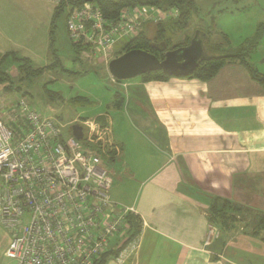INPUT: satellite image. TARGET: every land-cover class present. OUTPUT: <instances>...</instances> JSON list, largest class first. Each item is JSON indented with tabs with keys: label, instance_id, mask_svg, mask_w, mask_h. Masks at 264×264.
Instances as JSON below:
<instances>
[{
	"label": "crops",
	"instance_id": "0c3cea01",
	"mask_svg": "<svg viewBox=\"0 0 264 264\" xmlns=\"http://www.w3.org/2000/svg\"><path fill=\"white\" fill-rule=\"evenodd\" d=\"M21 1H0V50L16 41L15 28L27 25ZM42 17L46 57L44 29L50 30L52 19ZM145 23L143 28L150 20ZM203 34L199 27L201 52H219L210 34ZM258 46L247 62L264 75L255 61ZM16 65H9L10 72ZM116 84L118 97L115 91L106 110L94 111L92 118L111 125L120 153L110 167L109 197L133 207L141 238L128 260L112 257L105 264H264V227L258 225L264 217V87L241 59L227 58L207 81L138 76ZM4 97L0 93V117L8 112ZM218 199L237 206L233 226L209 220ZM10 241L0 224V264H17L6 255Z\"/></svg>",
	"mask_w": 264,
	"mask_h": 264
},
{
	"label": "built area",
	"instance_id": "2783aa9c",
	"mask_svg": "<svg viewBox=\"0 0 264 264\" xmlns=\"http://www.w3.org/2000/svg\"><path fill=\"white\" fill-rule=\"evenodd\" d=\"M146 9L126 7L111 20L84 2L67 11L65 25L73 42L106 52L142 29L150 20ZM17 106L0 117V224L11 238L6 255L17 264H93L109 247L123 245L126 216L134 212L109 197L106 164L120 153L111 125L105 118H77L82 137L70 126L72 136L64 138L58 119L22 99ZM140 238L121 248L117 262L137 250Z\"/></svg>",
	"mask_w": 264,
	"mask_h": 264
},
{
	"label": "rangeland",
	"instance_id": "374dc122",
	"mask_svg": "<svg viewBox=\"0 0 264 264\" xmlns=\"http://www.w3.org/2000/svg\"><path fill=\"white\" fill-rule=\"evenodd\" d=\"M58 1L47 0V3L41 4L39 0H22L21 7L26 14L27 25L19 27V29L15 28L16 36L13 39L16 41L11 42V45L4 43L5 48H2L7 50H0V57L1 52H11L7 59L2 62V69H10L9 65L15 62L11 60L12 56L27 58L34 68L44 67L53 61L56 65L50 69H41L40 74L38 73L28 80L17 81L15 77L13 86L18 87V89L14 88L11 91H6V93L0 91V93L5 95L3 104L8 106L7 110L14 109L21 98L40 114L58 119L63 123L62 136L65 138L72 136L70 126L78 123L77 119H74L78 115H83L84 118H92L96 115L94 111L106 110L108 107L110 96L118 90V84H116L117 80L108 73L107 64L112 58L124 53V44L128 39H122L111 49L100 53L89 49V45L84 46L86 43L77 42L87 50L82 49L76 55L72 46L73 41L69 38V32L65 25L66 16L65 13H62L55 19L53 27V48L60 64L50 55L49 45L47 46L49 54L46 57L43 56V48H41L43 25H41V20L44 17L42 14L50 16L48 19L50 22ZM191 1L194 4L188 27L179 29L180 24L176 21L180 15L179 6L164 7V3H162L161 6H143L147 8L150 23L144 28L142 25V29L139 31L142 30L147 33L149 39L154 40V42L164 43L165 48L170 50L171 47L184 46L192 37L193 31H198L200 27L204 29L205 34L209 33L212 40L216 41L217 48H228L227 53L235 48L246 46L252 39H257L256 36L259 34L258 56H255V61L260 68L264 69V55L259 56L264 51V0ZM138 7H142V5ZM41 10H43L42 14L40 13ZM176 12L177 16H174ZM2 21L3 19L0 20V22ZM159 24L162 27H159ZM158 28H161L162 31L159 32ZM44 30V37H46L49 31L48 26ZM5 33L8 34L9 32L5 31ZM157 34L158 36H156ZM48 40H50L49 36ZM254 47L251 48L250 55H248L252 59L253 55L251 54ZM242 50L246 49L242 48ZM224 53L226 51L221 49L215 55ZM158 55L161 56L162 53L159 52ZM15 68L12 72L9 70L13 76L17 75ZM49 93H54V96L49 97ZM88 101L91 103L84 104ZM113 164L115 163L107 161L106 165L111 167Z\"/></svg>",
	"mask_w": 264,
	"mask_h": 264
},
{
	"label": "trees",
	"instance_id": "16d2710c",
	"mask_svg": "<svg viewBox=\"0 0 264 264\" xmlns=\"http://www.w3.org/2000/svg\"><path fill=\"white\" fill-rule=\"evenodd\" d=\"M84 2L95 3L101 9L103 16L111 20L117 19L121 11L126 7H134V6H141V5L142 6H145V5L161 6L163 5L162 3H164V7L176 5V6H179L180 8L179 19L176 20L178 21V24H180L179 25L180 30L189 26V23L192 17L193 4H194L191 0H170V1L168 0L167 2L166 0H59L57 6L54 9V14L52 17L51 26L49 30L50 32L48 34L49 39H50L49 40L50 55L53 56V58L58 64H60V61L58 59V56L54 52V48H53V42H54L53 27H54L55 19L58 16H60L62 13H65V16H67L66 14L69 9H72L73 7H79ZM158 26L162 27L160 24ZM158 31L161 32L162 29L158 28ZM206 34L208 35L209 33H206ZM156 36H158V34ZM256 37L257 39H252L250 42H248V44H246V46L235 48L229 53H227L229 51L228 48L226 49L222 48V50L226 51V53L219 54V55L214 54V55H211V56H208L202 59L199 62V65L197 66V68L193 71V73L187 75L186 77H193V78H197L202 81H207L217 74V72L223 66V63L225 62L227 58H235V59L240 58L243 65L249 71L251 77L255 79L256 81H258L264 87V75L257 72L247 62V57L248 55H250L251 48L256 46L257 42L259 41V37H260L259 34ZM191 40H192V37L188 39V41L184 44V46L190 43ZM72 46L74 48L76 55L79 54L82 49L87 50V48H84L83 46L81 47L79 44L75 42L72 43ZM124 47H125L124 52L131 50V49H142V50H146L150 53L155 54L159 59L163 58L164 50L169 49V48H165L164 43L160 42L159 44L158 42H154V40L149 39L148 34L144 33L142 30L138 31L135 36L129 38L128 41L125 42ZM175 48L177 47H174V48L171 47L170 49H175ZM242 48H245L246 50H242ZM217 49L221 50L220 48H217ZM159 52L162 53L161 56L158 55ZM10 53L11 52H7L4 55L2 54L0 57V87L2 89H8V90H12L14 88L18 89V87L13 86V79L15 77L17 81H23L25 79L28 80L36 76L38 73L40 74L41 69L42 70L43 68L50 69L56 65V63L53 61L51 64H48L44 67L42 66V67L34 68L30 65L29 60L27 58L25 57L15 58V56H12L11 60H14L15 63H17L16 65L17 75L12 77L9 70H7L6 68L5 69L1 68L2 62L7 59ZM141 77L145 80H151V79L165 80L171 76L165 74L162 70L159 69L154 72L143 74L141 75ZM119 82H122V81H119ZM118 95H119V92L116 91L114 93L115 99L118 97ZM53 96H54V93H49V97H53ZM90 103L91 102L88 101L84 104H90ZM98 120H103V119L101 117H98ZM237 211H238L237 206L232 204V202L230 203L228 200L218 199L214 201V203L211 205V208L209 210V213H210L209 220H211L212 222L216 224H220L221 226L231 227L233 226V223L236 221ZM132 214H128L126 216V223L128 224L129 232L127 234L126 240L123 243V245L122 246L120 245L117 248L114 246L109 247L110 249L101 253L99 256L95 257L93 264H105L109 258H112V257L116 258L121 248L124 247L125 244H127L130 240H133L135 236L140 235L138 226L136 230L134 228L136 224H138V220ZM258 225L264 227V217H261ZM129 258H127L126 260H128ZM126 260H124L123 262H125Z\"/></svg>",
	"mask_w": 264,
	"mask_h": 264
},
{
	"label": "water",
	"instance_id": "95a60500",
	"mask_svg": "<svg viewBox=\"0 0 264 264\" xmlns=\"http://www.w3.org/2000/svg\"><path fill=\"white\" fill-rule=\"evenodd\" d=\"M196 34L197 31L189 45L164 51L162 59L142 49L125 51L108 62L107 71L117 81H126L159 69L170 76H187L193 73L202 59L208 57L201 52V39H197ZM203 35L207 37V34ZM71 131L75 138L82 137L80 124L71 125Z\"/></svg>",
	"mask_w": 264,
	"mask_h": 264
},
{
	"label": "flooded vegetation",
	"instance_id": "af4514ba",
	"mask_svg": "<svg viewBox=\"0 0 264 264\" xmlns=\"http://www.w3.org/2000/svg\"><path fill=\"white\" fill-rule=\"evenodd\" d=\"M190 43H188L187 45H189Z\"/></svg>",
	"mask_w": 264,
	"mask_h": 264
}]
</instances>
